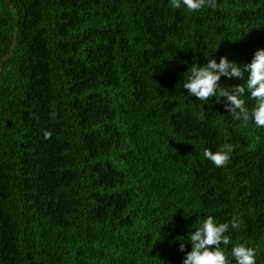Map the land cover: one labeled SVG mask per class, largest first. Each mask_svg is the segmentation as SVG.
Listing matches in <instances>:
<instances>
[{"label":"trees","instance_id":"obj_1","mask_svg":"<svg viewBox=\"0 0 264 264\" xmlns=\"http://www.w3.org/2000/svg\"><path fill=\"white\" fill-rule=\"evenodd\" d=\"M215 5L0 0V264H183L208 216L264 264V127L183 87L264 49V0Z\"/></svg>","mask_w":264,"mask_h":264},{"label":"clouds","instance_id":"obj_2","mask_svg":"<svg viewBox=\"0 0 264 264\" xmlns=\"http://www.w3.org/2000/svg\"><path fill=\"white\" fill-rule=\"evenodd\" d=\"M171 6L179 8L181 3L190 12L197 11L206 5V0H170ZM208 4L215 7V0H208ZM248 75L242 84L234 89L222 87L219 84L221 76L241 78L244 73ZM183 87L187 92L200 101L207 102L215 97L217 101L226 97L225 108L234 118L242 121L243 126L254 121L257 127H264V49H257L254 52L250 63L242 67L235 61H229L222 56L219 63L214 58L207 59L203 65L194 63L191 66V75ZM245 94L254 100L255 106L249 110L245 106L243 97ZM51 131H44V139H50ZM233 145L226 144L222 150L213 152L205 149L203 155L216 167L225 166L230 159L229 154ZM236 229L239 222L233 218L230 223L217 224L212 216H208L202 226L191 232L188 241L191 243V251H188L183 259V264H229L221 245H229L230 237L225 233L229 227ZM185 245L180 244V251H184ZM255 249L242 244L231 248V256L235 258V264H256Z\"/></svg>","mask_w":264,"mask_h":264}]
</instances>
